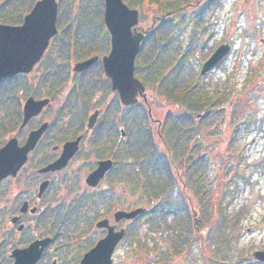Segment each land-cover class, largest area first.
<instances>
[{
    "label": "rangeland",
    "instance_id": "obj_1",
    "mask_svg": "<svg viewBox=\"0 0 264 264\" xmlns=\"http://www.w3.org/2000/svg\"><path fill=\"white\" fill-rule=\"evenodd\" d=\"M26 1L27 7L9 11L5 6L7 0H0V20H23L37 0ZM207 1L186 0L183 21L174 30L177 36L172 44H167L166 0H124L139 10L142 26L157 31L135 63V76L146 87V100L140 97L137 120L140 132L149 135L152 144L141 137L138 179L133 182L125 175L123 180L114 181L115 187L122 185L124 189L118 199L112 200L116 190L110 189L108 207L113 211L110 208L109 214L128 210L126 206H143L151 212L162 201L165 205L173 203L174 211L183 206L189 209L192 231L187 235L186 228H180V222L185 225L187 219L176 214L179 212L155 215L150 223L148 215L132 223H121L128 233L114 253L113 264H260L253 254L264 250V44L261 42L264 0H219L217 7L198 14ZM58 3L62 15L58 29L67 34L65 42L69 46L61 50L58 44L62 38L56 37L55 48L52 44L48 54L52 50L66 54L56 64L62 70L96 52L94 46L81 42L75 45L82 29L106 28L104 0H58ZM222 44H230V52L213 70L201 75L202 65ZM48 58L49 55L43 64ZM59 80L62 84L56 86L58 91L70 87L69 79ZM171 87L174 91L169 90ZM14 89L0 91L6 98L0 102V145L9 137L24 139L38 123L36 119L19 130L18 103H25L31 89L27 93L17 92V97ZM186 95L189 99L193 95L196 98L189 103L190 107L188 98L181 102ZM231 98L235 106L229 104ZM113 100L116 98L110 89L103 104L112 105ZM203 101L208 104L205 109L196 104ZM236 108L243 110L238 119ZM149 109L155 120L149 118ZM205 112L206 117L198 116ZM187 115L193 123L183 127L181 122ZM175 122L177 126L173 125ZM187 128L192 133H184ZM189 136L192 138L187 140ZM153 144L167 156L176 178L173 188L158 190L157 198L148 194V185L158 181L154 178L156 174L150 176L149 183L144 174L149 165L144 153H153ZM156 155L158 158V152ZM199 155L202 161L198 160ZM94 206L95 203L93 210ZM30 225L28 238L45 231L32 218ZM91 229L93 233L87 235L86 230L81 233L64 228L62 240L57 241L52 251L59 264H79L87 247L102 237L95 226ZM0 264L6 263L0 258Z\"/></svg>",
    "mask_w": 264,
    "mask_h": 264
},
{
    "label": "flooded vegetation",
    "instance_id": "obj_2",
    "mask_svg": "<svg viewBox=\"0 0 264 264\" xmlns=\"http://www.w3.org/2000/svg\"><path fill=\"white\" fill-rule=\"evenodd\" d=\"M185 2L186 0H166L167 44H172L175 40L174 36H177L174 30L183 21L182 10ZM218 2L219 0H208L197 13L204 14L210 7H217ZM135 30L136 33L144 32L145 38L142 44L145 45L151 41V34L156 31L153 28L146 29L142 26L140 18ZM60 31L58 29V33L51 38L42 58L34 65L31 72L19 73L0 81V91L5 86H9L10 89L14 87L16 97L17 92L26 91L27 93L31 89V93L25 97V102L30 97L36 100H49L40 113L31 118L24 127H22V121L25 103L19 101L16 114L21 117L19 130L22 131L36 119L38 123L27 132L24 139L16 136L9 137L0 145L1 148L10 139L16 138L18 145L23 146L32 131L45 126L34 149L28 153L26 162L16 174L10 173L0 180V258L6 264H13L11 254L14 248L27 246L29 240L32 242L46 237H50L51 240L37 264L44 262L59 264L52 251L54 247L56 248L57 241L62 240L61 235L64 228L80 230L81 233L87 231L89 235L94 230L91 226L96 227L101 219L108 218L111 224H115L114 214H109L111 212L109 211L111 207H108L110 189L116 190L110 200L118 199V194L124 187L122 185L115 187L114 181L123 180L125 175L133 182L137 181V174H140L141 170L138 163L141 137L144 140L147 137L150 139L144 131L140 132L137 120L138 104L141 98L134 105H125L120 99L118 90H113L112 81L105 73L103 59L110 54L112 46L109 30L82 29L77 39H74L75 45L81 42V45L94 46L96 49L94 54L80 61L93 56L98 57L96 62L82 72L73 71L74 65H71L69 69L66 67L60 70L57 62L66 57V54L59 55L53 50L51 54H48L52 44L55 48L54 39L56 37L62 38L61 44H58L61 50L69 46V43L65 42L67 34L65 31L62 33ZM134 36L135 33L130 35V37ZM48 55V62L43 64ZM138 56L139 53L136 59ZM61 77L64 80L69 79L71 83L70 87L64 90L65 92L56 89L57 85L62 84L59 80ZM13 82L16 84L14 85ZM110 89L116 100H113L112 105H105L103 104L104 95ZM144 98L146 100V97ZM148 116L155 120L150 109ZM75 141L78 142L77 151L65 164L48 168L62 157L65 145ZM163 144L165 145L164 141ZM155 145L154 152L156 151ZM198 158L200 161L201 155ZM103 160H111L112 167L105 172L97 185L88 184V176L98 168ZM42 185L45 187L41 192ZM93 203H95V211L92 208ZM136 207L126 206L125 208L132 210ZM111 210L113 211L112 208ZM31 218L36 221L37 227L40 226L45 230L34 238H28ZM128 222L132 223L134 220L123 219L117 223L116 229L123 227L120 226L121 223ZM96 229L102 237L107 233L106 228L96 227ZM92 246L91 244L86 250Z\"/></svg>",
    "mask_w": 264,
    "mask_h": 264
},
{
    "label": "water",
    "instance_id": "obj_3",
    "mask_svg": "<svg viewBox=\"0 0 264 264\" xmlns=\"http://www.w3.org/2000/svg\"><path fill=\"white\" fill-rule=\"evenodd\" d=\"M58 1L38 0L32 10L25 15L23 23L9 25L0 23V81L19 73H29L39 62L49 45L50 39L58 32ZM139 12L131 9L123 0H105L104 22L111 33L112 49L109 56L104 57L105 73L112 80L113 90H118L122 102L133 105L138 102L139 95L145 96V86L134 76L135 58L140 50L144 34L136 33ZM135 33L134 37H130ZM264 44V39L261 41ZM229 44H222L212 56L204 63L201 74L207 73L230 52ZM98 59L97 56L78 62L74 71L86 70ZM49 100H35L30 97L24 105L22 127L31 118L38 115ZM45 126L30 133L23 146L18 145L16 138L10 139L0 149V180L8 174H16L18 169L26 162L28 153L34 149ZM78 142H68L64 147L62 157L53 164L54 168L62 166L77 151ZM112 167L111 160H103L87 178L88 184L95 186ZM45 185L41 186V192ZM145 212L139 207L131 211L120 210L115 213V221L134 219ZM97 227L106 228L107 234L97 244L86 252L80 264H113V254L118 243L125 236V229L116 230L108 219L101 220ZM50 238L36 240L25 248H16L12 252L14 264H36L41 258L44 249L48 246ZM254 257L264 262V250H258Z\"/></svg>",
    "mask_w": 264,
    "mask_h": 264
},
{
    "label": "trees",
    "instance_id": "obj_4",
    "mask_svg": "<svg viewBox=\"0 0 264 264\" xmlns=\"http://www.w3.org/2000/svg\"><path fill=\"white\" fill-rule=\"evenodd\" d=\"M19 2V5L16 3V2ZM27 4H28V1H24V0H7V2L5 3V6L9 9V11L11 10V11H15V10H18V9H21V7L23 8V7H27ZM19 11V10H18ZM61 14H60V12H59V15H58V23L61 21ZM14 20H11V21H6V20H0V21H5V22H8L9 24H13V25H16V24H20V23H22V19L21 18H13ZM61 23V22H60ZM59 23V24H60ZM103 25V24H102ZM155 36H157V31H155ZM153 34V35H154ZM152 35V36H153ZM151 36V37H152ZM152 41V40H151ZM157 42V41H156ZM165 88H166V86H165ZM9 89H10V87L9 86H5V87H3L1 90L2 91H4V92H8L9 91ZM167 90V89H166ZM169 90H173L174 91V89H173V87H171V89H169ZM172 91V92H173ZM3 92V93H4ZM3 93H1V96H2V94ZM4 96H2V98H0V100H2V101H5L6 100V98L4 99L3 98ZM189 96H185V97H182V99H181V102H186V98H188ZM192 99L193 98H195L194 97V95L191 97ZM192 99H189L188 98V100H189V102H188V104L190 103V102H192ZM196 99V98H195ZM197 101V100H196ZM1 102V101H0ZM1 104V103H0ZM196 104H201V107L203 108V109H205V107H207L206 105H208L207 104V101H203L202 103L201 102H196ZM229 104H232V105H234L235 106V102H234V100L231 98V99H229ZM189 107H190V104H189ZM237 110H235V114H236V118L235 119H238V115H240L242 112H243V110L241 109V108H236ZM208 115V112H205L204 114H202L201 115V118H204V117H206ZM185 118L186 119H184L183 120V122H181V125H183V127H184V125H188V126H190L189 124V122H192L193 123V121H192V118L189 116V115H187V116H185ZM188 120V121H187ZM174 126H177V123L175 122V124H173ZM194 126V125H193ZM171 127H172V125H171ZM177 128V127H176ZM188 130H186L184 133H186V134H188L189 132L190 133H192V131H190V128H187ZM170 132H171V129H170ZM190 138H192V137H188L187 138V140L188 139H190ZM147 140L145 141L144 140V138H143V140L145 141V142H150V144H152V140L151 139H149L148 137L146 138ZM152 147V146H151ZM150 147V148H151ZM153 147H154V145H153ZM153 147L151 148L152 150H153ZM156 153L158 152L157 151V148H156V151H155ZM156 153H149V152H147V153H144V156L146 157V160H147V162L149 163V165L146 167V169H145V172H144V174H145V177H146V179L148 180V181H146L147 183H149L150 182V176H152V175H155L156 174V176L154 177V178H158V181H157V183H154V182H151V184H149L148 185V194H149V196L151 197V198H157V196H155L156 194H158L157 192H158V190L159 189H171V188H173L174 187V184H175V181H176V178H174L173 177V172H172V170H171V168H170V161L168 160V158H167V156L165 155V154H162V153H158L159 154V157L157 158V156L158 155H156ZM150 166V167H149ZM149 169H150V171H149ZM143 170V169H142ZM143 172H142V174H143ZM165 177V178H164ZM203 184V183H202ZM147 187V186H146ZM161 189V190H162ZM198 189H201L199 186H198ZM173 204V203H172ZM172 204L170 205L169 203H168V205H165V204H163V201L160 203V205H155V207L154 208H152L151 209V212H149V211H146L145 213H143V214H141L140 216H139V218H141V217H144V216H149V219H148V223H150V222H152V218L155 216V215H162L163 213H165V214H170L171 212H179V213H176V214H182V216H183V219L186 221V219H187V223L184 225V221H183V225H182V222H180V228H182V229H184V228H186V233H187V235H189L190 233H191V231H192V224H191V221L189 220V217H190V211H189V209L188 208H185L184 206H183V208L182 209H180V211H174L173 209V207H172ZM159 206H161V207H159ZM158 209V210H157ZM186 217V218H185ZM180 218V217H179ZM198 227V226H197ZM200 228V227H199ZM199 228H198V230H199ZM181 229V230H182ZM183 231V230H182ZM186 235V234H185ZM184 244H186V243H183V245Z\"/></svg>",
    "mask_w": 264,
    "mask_h": 264
}]
</instances>
